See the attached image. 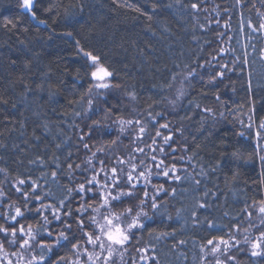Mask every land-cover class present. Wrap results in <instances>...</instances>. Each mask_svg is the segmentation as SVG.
<instances>
[{
    "label": "trees",
    "instance_id": "1",
    "mask_svg": "<svg viewBox=\"0 0 264 264\" xmlns=\"http://www.w3.org/2000/svg\"><path fill=\"white\" fill-rule=\"evenodd\" d=\"M19 5L20 0H0V188L7 194V200L0 198V214L5 205L20 207L23 216L17 221L25 229L32 225L34 232L41 225L37 239L46 243L51 240L44 229L55 238L65 223H71L69 235L79 236L75 220L84 201L67 189L90 179L101 160L106 171L116 158L126 157L132 140L115 129L122 126L121 118L154 121L155 127L147 123L142 141L151 145L156 138L154 147L164 148L156 151L157 163L164 159L162 168L175 163L181 180L153 178L114 211L139 203L145 190L156 195L163 185L160 208L154 212L150 202L145 205L152 219L145 221V229L135 230L127 247L135 254L145 250L149 264H203L207 240H229L236 225H245L250 209L264 201L258 150L264 143V0H35L36 19ZM84 52L100 57L113 73L108 82L118 87H94ZM189 70L195 71L187 92L170 109L173 88ZM173 73H179L175 81ZM89 88L94 113L87 112ZM81 96L85 102L72 103ZM94 121L101 126L93 127ZM157 130L172 136L174 153L157 140ZM112 140L118 142L109 146ZM87 159L94 168L82 172ZM21 179L24 185L17 184ZM14 185L27 192L38 185L42 200L30 195L25 206ZM41 202L52 208L38 214ZM92 215L91 210L84 214L86 225ZM10 223L0 219L9 230ZM70 247L47 255H68L71 261ZM14 249L6 243L5 250ZM39 253L33 246V254ZM233 254L235 264H264L241 246ZM131 257L125 254L122 264H135Z\"/></svg>",
    "mask_w": 264,
    "mask_h": 264
},
{
    "label": "snow or ice",
    "instance_id": "2",
    "mask_svg": "<svg viewBox=\"0 0 264 264\" xmlns=\"http://www.w3.org/2000/svg\"><path fill=\"white\" fill-rule=\"evenodd\" d=\"M35 5V0H21L20 7L25 10L27 13L31 15L33 19H36V13L33 11ZM193 9H197L198 5L193 3L191 5ZM138 10V9H137ZM11 23V22H9ZM39 23H45V21L41 20ZM261 28H264V24L260 25ZM67 35H71V33H67ZM84 56L87 57L88 60L91 61L89 65L93 70L90 73L91 79L96 81L94 87L99 90L109 89L111 87H118V85H112L109 82H106L109 77L113 75L111 71L107 67H105L100 62V57L93 55L91 52H84ZM203 67V65H201ZM195 70H189L187 75L184 76L181 81V86L176 89V99H180L185 95L184 89V81L188 80L192 77ZM218 75H223V73H218ZM179 77V73H173L171 76V80L175 81ZM215 79V76L212 77ZM167 87L171 89L173 87L172 83H167ZM92 88L88 90V98L86 103L88 105L87 112L94 113L96 109L93 107L94 99L91 96ZM132 98L135 99V94H131ZM156 95H159L157 93ZM85 102V97L81 96L79 100L72 101V103H81ZM159 103L158 100H153V104ZM170 104L175 105L176 100L169 101ZM150 108L152 105L149 106ZM205 111L210 112L211 109H205ZM80 113H77L79 115ZM149 117H151V112L148 113ZM159 115V114H157ZM148 122L153 123V127H155L154 121H145L142 122L140 119H136L135 121L129 119L125 121L124 119H120L118 123L122 125L120 128V132L123 133L125 131L123 125H132L135 123L136 125H140L139 134L133 140L135 143L136 140H142L143 134L146 132V125ZM101 126V121H94L93 127L99 128ZM161 128H168V124L160 125ZM261 128H264V122L260 125ZM161 133L159 130L156 131V136H160ZM259 136V133H257ZM81 139H83L81 137ZM164 144L168 145L171 149V152L174 153L176 151L173 148L169 141L172 140V136L168 135L163 137ZM117 140H112L110 145H116ZM152 144H156V140L152 139ZM87 149L89 146L87 144L84 145ZM150 150L155 153L159 151L161 153L164 152V148H152L151 145H147ZM98 151H104L103 148L98 149ZM134 153H144L143 147L134 148L133 152L129 154V158L126 161L123 158H116L115 163L117 165H124L125 163L130 164L131 171L125 172L123 168L120 169V172L123 173V176L118 175L117 167H112L111 171V179H109L107 173H105V183L100 184L97 176L99 174H93V176L89 178H85V181L80 183L78 187L68 188L67 193L71 196L72 192L75 191L76 195L79 196L84 203L80 204L77 208V219L75 223L77 225V229L80 233L79 236L72 234V226L71 223L64 224V230L59 231L55 238H53V231L50 229H44L46 232L47 238L51 240V243H46L45 240L37 239V236L40 235L41 225H37V228L34 232L32 225H28L27 230L24 225H19V228L16 227L17 218L23 216V212L20 207H16L14 210V215L9 213V215L5 216L0 214V219H3L5 223L11 221L10 230L9 227H5L4 225H0V251H4V243H7L13 247H18L20 252H13L11 255L17 256L19 255V259L21 264H122L124 254L127 251V246L130 244L131 240L135 236V231L143 230L146 228L145 221H149L152 217L149 216L148 212L144 210L145 205H148L150 202L151 209L155 212L160 208V205L157 203L158 193L160 191H164L163 185L159 186L157 189V194L153 196H149L147 190L144 191V198L139 200V203L135 205L129 204V206L123 207L121 211L116 212L114 209L119 205H124L128 198L133 197L135 190L138 186L141 185V182L144 181L146 184L144 185L145 189L147 184L151 183V177L153 176V168L158 170L155 172L156 175H163L164 177H170L175 181H180L181 177L177 174L176 164L173 163L170 168L161 166L165 164V160L161 159L157 163V156L155 154L150 156V160L152 162L153 167L149 168L146 166V162L143 159H137ZM93 156L96 153H92ZM180 159H183L181 157ZM264 160V157H261ZM86 167L81 169L80 165H76V168L81 169L82 172L88 171V166H93V162L91 159H87L83 162ZM100 164L103 165L104 161L101 160ZM68 168L71 170L73 165L71 163L68 164ZM94 168V166H93ZM103 171V169H101ZM135 173V175H133ZM53 176L56 175L55 172L52 173ZM198 183V182H197ZM18 185H24L25 180L21 179L17 182ZM87 185V186H86ZM17 193L23 197L24 205L27 206L29 202V196L33 195L35 200L41 201L42 198L39 194L36 193V187L38 185H33L31 187V192L22 191L20 187L14 185L13 186ZM99 187L101 191H93L94 188ZM128 190L125 191L124 189ZM110 189V190H108ZM172 195H175V189H172ZM0 198H4L7 200V194L0 188ZM67 199V197H66ZM91 201V203L89 202ZM65 200L60 201V205L64 206ZM200 207H204L203 204ZM9 210H11L12 205H8ZM52 205H45L41 202L40 207L36 209L38 214L42 213L43 210H50ZM103 209V211H101ZM89 210L95 213L88 218L87 225L85 224L84 214L88 213ZM259 213L262 217H264V201L261 202V206L259 207ZM249 218L252 213H247ZM67 216H71V211L65 213ZM53 220L60 221V216L55 212H52ZM97 216L100 219H97ZM170 218V217H169ZM44 222L46 224H50L51 221L45 216ZM261 225H264V219L261 220ZM209 228L213 227L212 223H209ZM237 230H239V225H236ZM244 231H247L245 229ZM25 235L28 238H25ZM161 235H167L166 233H162ZM261 239H264V232L261 233ZM247 241V237H245ZM40 249L39 255H31L30 259H25L23 256V252L30 251L33 249V245ZM207 246H211L208 253H205L202 256V259H205L207 255H212L215 258V264H227V261H233L235 258L232 256H228L226 261H221L219 258H216L217 253L223 254L219 245H224L227 250L229 247V241L225 240L223 237H214L208 239L206 242ZM70 245L69 251L75 259L69 260L68 255H59L55 259L52 258L54 254V249L63 248ZM91 246V250L88 248ZM254 249H259L261 244L259 241L252 245ZM202 252L204 248L202 247ZM261 253L259 251H253L252 255L257 256ZM7 264H12V261L9 259Z\"/></svg>",
    "mask_w": 264,
    "mask_h": 264
},
{
    "label": "rangeland",
    "instance_id": "3",
    "mask_svg": "<svg viewBox=\"0 0 264 264\" xmlns=\"http://www.w3.org/2000/svg\"><path fill=\"white\" fill-rule=\"evenodd\" d=\"M20 3H21V0H20ZM261 17L263 18L262 24H264V9L263 10L261 9ZM262 30H263V35H264V28ZM182 80H183V78H181L173 88L172 92H174V93H173L170 101L176 100V103H175V105H172L169 103V106L171 107L170 109L174 110L176 107H178V105L180 104V102L183 98V97H181L178 100L176 99V89L181 86ZM106 82H108V80ZM187 83H188V80L184 81L183 86H184L185 92H187ZM121 127L122 126H119L118 128H115V129L120 131ZM123 127L125 129V131H124L125 136H127L128 139L131 138V140H132V142L129 141L130 144H129L128 152H127L126 157H123V159H125L127 161L129 158V154L133 152L134 148L143 147L144 153H134V155H136L138 160L139 159L145 160L146 166L149 168H152L153 166L150 164L149 158H150L151 153H153V152L150 150L149 147H146V143L144 141H142L144 138L142 140H136L135 143H133V140L135 139V137L137 135H140L139 134L140 125H136L135 123H133L132 125H123ZM157 140H161V143H162L164 141L163 136L160 135V139L157 136ZM261 142H259L258 150H259V153L261 154V157H264V143L261 144ZM151 146H152V148H155L153 144H151ZM157 146H158V144H157ZM154 154H156V152ZM263 162H264V160H263ZM113 166L117 167V173L120 176H123V173L120 172L121 168H123L125 172L131 171L130 164H128V163H125L124 165H117L115 163V165H113ZM101 167H102L101 164H99L96 169L92 170V171H94L92 173L93 174H99L97 176V179L99 180L100 184H104L106 182L105 178H104L105 173H107L109 179H111V171H110V169H108L106 171H101L100 170ZM156 171H158V170L153 168V176L151 177V179H153V178H167V177H164L162 174L156 175L155 174ZM177 173H178V171H177ZM133 175H135V173H133ZM145 184H146V182H144V181L141 182V185H145ZM147 185H149V184H147ZM108 190H110V189H108ZM124 190L127 191L128 189L125 188ZM93 191L94 192L95 191H101V189L99 187H97V188H94ZM260 206H261V204L255 205L253 208L250 209L249 212L252 213L251 217L249 218V216H247V220H246L245 225L243 227H241L239 230H236L234 235H232V237L228 240L229 241V247L227 248L226 251H224V249H225L224 245H219L223 254L217 253L216 258H219L221 261H226L228 256L234 257L233 251L240 248V246H241L246 251H248V254H250L252 257L264 259V239H261V233L264 232V225H261V220L264 219V217H262L261 214L259 213V207ZM11 209H13V215H14L15 206L12 205ZM8 210H9L8 205H5V207L3 208L5 216H7ZM101 211H103V209H101ZM93 215H95V213H93ZM97 219L99 220L100 217L97 216ZM21 224L24 225L23 221H17L16 227L19 228V225H21ZM10 225H11V223H10ZM245 229H247V231H244ZM26 230H27V228H26ZM245 237H247V241L245 240ZM25 238L27 239L28 236L25 235ZM257 241L260 242L261 247L259 249H254L252 247V245L254 243H256ZM5 245H6V243H5ZM5 245H4V251H0V264H7V261L9 259L12 261V264H21V261L19 259V255H17V256L11 255V253H13V252L19 253L20 249L18 247H14L15 248L14 251L9 252V251L5 250ZM33 246H35V244ZM210 247L211 246H206V248L203 251V256L205 255V253L209 252ZM88 248L91 250V246H88ZM253 251H259L261 254L257 255V256H253L252 255ZM135 252L136 251L134 250V252L131 253L130 249L127 247V251L125 254H129V255L133 254V257H131L130 259L132 260L133 263L135 262V264H149L150 263V257L148 256V254L145 250L139 249V250H137L136 254H135ZM125 254H124V256H125ZM31 255H34L33 249L30 251L23 252V256L25 257V259H30ZM72 259H75V257H73ZM203 264H215V258L209 254V255H207V257L205 259H203ZM227 264H235V259L233 261H227Z\"/></svg>",
    "mask_w": 264,
    "mask_h": 264
},
{
    "label": "water",
    "instance_id": "4",
    "mask_svg": "<svg viewBox=\"0 0 264 264\" xmlns=\"http://www.w3.org/2000/svg\"><path fill=\"white\" fill-rule=\"evenodd\" d=\"M26 12V11H25Z\"/></svg>",
    "mask_w": 264,
    "mask_h": 264
}]
</instances>
